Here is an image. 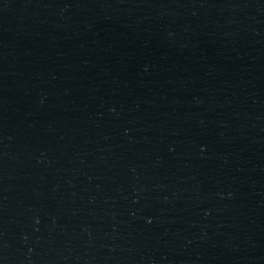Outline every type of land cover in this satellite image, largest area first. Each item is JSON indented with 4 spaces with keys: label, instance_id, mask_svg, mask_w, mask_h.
Listing matches in <instances>:
<instances>
[{
    "label": "water",
    "instance_id": "water-1",
    "mask_svg": "<svg viewBox=\"0 0 264 264\" xmlns=\"http://www.w3.org/2000/svg\"><path fill=\"white\" fill-rule=\"evenodd\" d=\"M0 264H264V0H0Z\"/></svg>",
    "mask_w": 264,
    "mask_h": 264
}]
</instances>
